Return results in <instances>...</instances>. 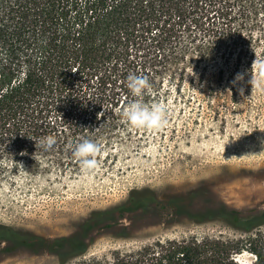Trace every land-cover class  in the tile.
I'll return each instance as SVG.
<instances>
[{
    "label": "trees",
    "instance_id": "16d2710c",
    "mask_svg": "<svg viewBox=\"0 0 264 264\" xmlns=\"http://www.w3.org/2000/svg\"><path fill=\"white\" fill-rule=\"evenodd\" d=\"M262 37L264 0H0V184L18 173L26 180L51 172L78 175L71 146L84 139L103 151L116 137H142L147 129L129 126L121 115L137 99L126 87L129 73L148 78L145 103L173 96L203 104L212 92L202 86L206 67L218 62L239 71ZM195 68L199 75L187 83V70ZM41 137H51L56 148L45 151ZM96 159L103 164L107 158ZM175 203L149 189L132 190L125 201L91 211L54 239L30 241L0 225V244L51 264H264V208L185 216L196 225L222 224L228 237L140 233L149 221L178 225L184 217L170 211ZM153 211L166 214L154 217ZM104 237L140 245L88 256Z\"/></svg>",
    "mask_w": 264,
    "mask_h": 264
},
{
    "label": "rangeland",
    "instance_id": "374dc122",
    "mask_svg": "<svg viewBox=\"0 0 264 264\" xmlns=\"http://www.w3.org/2000/svg\"><path fill=\"white\" fill-rule=\"evenodd\" d=\"M254 47V56L242 57L239 71L218 62L206 67L208 81L202 86L212 92L205 103H187L173 96L158 103L165 110L166 123L147 129L142 137L132 133L114 138L112 148L97 155L107 158L106 164L72 177L51 172L26 180L18 173L2 181L0 225L24 233L29 240L54 239L72 232L91 211L125 201L132 190L149 189L165 202L175 199L170 211L184 218L178 225L156 226L149 221L138 228L140 233L172 239L230 236L222 224L196 225L185 216H206L215 209L244 213L264 208V37ZM249 63L252 70L246 67ZM201 68L187 70L186 82L192 75L197 77ZM176 77L178 71L169 74L170 79ZM199 91L208 92L204 87ZM139 245V241L104 237L90 247L88 256ZM51 263L19 247L0 244V264Z\"/></svg>",
    "mask_w": 264,
    "mask_h": 264
},
{
    "label": "clouds",
    "instance_id": "9594fccd",
    "mask_svg": "<svg viewBox=\"0 0 264 264\" xmlns=\"http://www.w3.org/2000/svg\"><path fill=\"white\" fill-rule=\"evenodd\" d=\"M126 87L132 96L137 97L121 113L129 126L146 129L162 127L166 123L164 108L159 104L145 103L142 99L151 88L148 78L129 73L126 77ZM39 143L45 151H52L56 148V143L51 137H41ZM71 147L73 148L72 156L77 160L82 171L87 173L96 168L98 164L96 156L101 151L96 142L84 139Z\"/></svg>",
    "mask_w": 264,
    "mask_h": 264
}]
</instances>
